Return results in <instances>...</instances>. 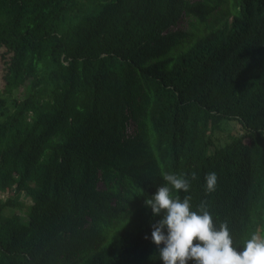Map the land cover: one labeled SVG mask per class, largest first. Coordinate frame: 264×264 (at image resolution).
<instances>
[{
  "label": "trees",
  "instance_id": "16d2710c",
  "mask_svg": "<svg viewBox=\"0 0 264 264\" xmlns=\"http://www.w3.org/2000/svg\"><path fill=\"white\" fill-rule=\"evenodd\" d=\"M0 59V264H163L153 170H187L243 250L264 214V0H0Z\"/></svg>",
  "mask_w": 264,
  "mask_h": 264
},
{
  "label": "clouds",
  "instance_id": "9594fccd",
  "mask_svg": "<svg viewBox=\"0 0 264 264\" xmlns=\"http://www.w3.org/2000/svg\"><path fill=\"white\" fill-rule=\"evenodd\" d=\"M222 22L225 18L220 19ZM227 22L232 23L229 15ZM157 176V192L145 201L154 216L162 218L152 225V242L159 249L163 264H264V214L255 208L250 211V221L238 238L242 251L233 247L227 223L216 228L206 208V199L198 187L192 189L187 170L177 174L153 170ZM192 179H195L193 173ZM206 191L214 192L218 184L215 172L206 177ZM199 208V213L194 211ZM145 239H148L146 236Z\"/></svg>",
  "mask_w": 264,
  "mask_h": 264
},
{
  "label": "rangeland",
  "instance_id": "374dc122",
  "mask_svg": "<svg viewBox=\"0 0 264 264\" xmlns=\"http://www.w3.org/2000/svg\"><path fill=\"white\" fill-rule=\"evenodd\" d=\"M1 80H2V76H1V59H0V88L3 85V82H1ZM215 136H217L221 142L225 141L227 139V134L224 133V131H222V130L221 131H216ZM0 195H1V197H3L2 193H0ZM27 203H29V202H27Z\"/></svg>",
  "mask_w": 264,
  "mask_h": 264
}]
</instances>
